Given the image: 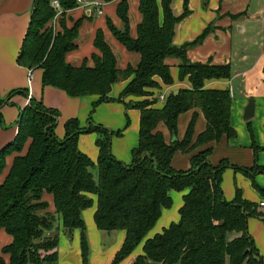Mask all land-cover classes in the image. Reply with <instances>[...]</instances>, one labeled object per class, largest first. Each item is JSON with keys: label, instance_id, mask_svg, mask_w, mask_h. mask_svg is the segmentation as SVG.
Segmentation results:
<instances>
[{"label": "trees", "instance_id": "obj_1", "mask_svg": "<svg viewBox=\"0 0 264 264\" xmlns=\"http://www.w3.org/2000/svg\"><path fill=\"white\" fill-rule=\"evenodd\" d=\"M188 1L185 0L184 13L176 16L174 0H139L142 20L137 26V37H133L129 1L121 0L117 15L123 26H116L111 18L107 19V25L128 51L140 54V61L136 66L120 69L102 29L95 37L98 53L91 56L93 65H89L87 58L81 65L68 62V53L78 48L80 28L86 18L68 25L67 12L78 8L77 0H59L63 12L57 18L52 0H34L18 64L42 69L44 86L64 90L71 97L97 96L92 112L99 104L115 100L126 108L139 109V142L132 150V163L125 164L112 152V138L120 136L122 130L113 131L94 123L91 116L83 129L78 119L69 120L64 138H59L55 131L59 111L30 98L17 121L16 137L0 149V174L7 167L8 157L14 155L0 185V229L13 237L9 245H0V264H7L4 254L10 255L9 264H57L59 237L47 235L56 218L47 211L46 193L53 195L64 228L82 231V257L84 264H88L90 248L82 213L92 206L91 195L97 197L98 228L126 231L125 242L115 258L117 263L146 238L162 210L172 206L170 191L185 189L189 192L184 196L180 220L148 238L144 254L135 264H264L248 226L249 218L262 216L258 203L244 198L240 189L233 201L224 196L222 175L232 165L227 161L213 165L209 161L211 149H205L192 157L190 170L178 171L172 166L178 150L192 151L223 136L237 135L231 124L230 90L205 86L207 80L231 78V67L193 63L188 59V49L203 39L206 32L193 43L177 46L173 42L176 25L189 14ZM168 58L179 59V79L188 77L191 88L171 91L158 107L153 95L156 91L160 93L159 80L166 85L174 83ZM129 78L120 96L114 98L113 85ZM19 93L28 96L27 90L16 89L6 98L0 97V110ZM128 97L138 100L127 102ZM196 108L207 119L205 131L193 141L195 113L184 139L167 143L164 134L157 130L158 124L164 122L172 136H176L179 116ZM82 133L99 135L96 161L79 148ZM234 168L245 173L251 171ZM252 171L264 172V168L256 166ZM233 232L240 236L229 240ZM41 252L47 255L42 256Z\"/></svg>", "mask_w": 264, "mask_h": 264}, {"label": "crops", "instance_id": "obj_2", "mask_svg": "<svg viewBox=\"0 0 264 264\" xmlns=\"http://www.w3.org/2000/svg\"><path fill=\"white\" fill-rule=\"evenodd\" d=\"M96 5H80L68 11V25L85 16L77 40L78 48L67 55L68 62L81 65L88 59L93 65L91 56L98 53L94 45L97 31L102 29L107 42L117 57L118 67L126 69L129 65L136 66L140 61V54L128 51L112 34L107 25L111 18L116 26L122 27V20L117 15V5L121 0H93ZM129 1L130 32L137 37V26L142 20L139 11V0ZM34 0H0V97L6 98L12 90H27L28 96L19 93L12 96L10 102L0 110V149L9 144L17 135L21 111L28 105L30 98L52 109L59 111L56 134L64 138L66 123L71 119H78L80 128L88 125L90 116L94 123L119 131L120 136L112 138V152L116 158L125 164L133 160L132 150L139 142L141 112L134 106L126 108L124 103L117 100L103 102L93 111V104L97 96L71 97L64 90L44 86L42 82L43 70H33V78L29 80V69L18 64V55L23 45L25 35L31 20ZM189 14L175 27L173 42L177 46L193 43L206 32V36L194 43L187 51L188 59L193 62L209 63L212 65H229L232 76L229 79H211L205 82L206 88L229 89L232 95L231 124L237 135L233 138L223 136L217 141L201 145L192 151L178 150L172 159V166L178 171H187L192 168V157L205 149H211L209 161L219 165L223 161L232 166L227 167L222 175V189L228 201L236 197L240 189L244 198L259 205L261 217L249 218V232L252 235L256 248L264 260V172H253L257 167L264 168V0H189ZM173 10L180 16L185 10V0H174ZM166 62L171 66L174 83L163 84L161 90L153 95L157 99L155 106H162L161 94L168 95L171 91L177 92L182 88H191L186 77L179 79V59L168 58ZM130 78L115 83L111 95L118 98L128 84ZM132 98V97H129ZM250 98L255 100V114L244 119L245 109ZM158 101L160 103H158ZM197 113L194 125L193 141L205 131L207 119L199 108L182 113L178 120V132L172 136L164 122L158 125V130L164 134L167 143L175 139H184L190 122ZM3 121V122H1ZM180 128V133H179ZM97 133H82L79 136V148L88 154L94 161L99 155L96 144ZM14 155L8 157L7 167L0 175V185L6 178L13 162ZM251 169L249 173L235 169ZM97 173V172H96ZM97 175V174H96ZM185 190H171L172 206L164 208L155 226L136 249L120 262H115L117 253L121 250L125 239V230L106 231L98 228L95 221L97 197L91 195L94 202L91 207L82 213L89 242L88 264H135L137 258L144 254V244L148 238L155 236L172 223L180 220V209L184 204ZM48 202V212L55 215L54 227L47 235H58L57 264H84L81 246V230H67L63 226L62 217L56 213L52 194H44ZM240 234H229V240L239 237ZM13 237L4 229H0V245L12 243ZM7 264L10 255L4 254Z\"/></svg>", "mask_w": 264, "mask_h": 264}, {"label": "built area", "instance_id": "obj_3", "mask_svg": "<svg viewBox=\"0 0 264 264\" xmlns=\"http://www.w3.org/2000/svg\"><path fill=\"white\" fill-rule=\"evenodd\" d=\"M77 3L78 5H85V6H88V5H96L98 6L100 3L96 2V1H93V0H77ZM51 5L56 9L57 13H56V17L57 18L62 12H63V8L59 2V0H52V3ZM33 78V69H29V80L31 81V79ZM160 100L161 101H165L166 99V95L164 94H161L159 96ZM262 205H264V202L261 203Z\"/></svg>", "mask_w": 264, "mask_h": 264}, {"label": "water", "instance_id": "obj_4", "mask_svg": "<svg viewBox=\"0 0 264 264\" xmlns=\"http://www.w3.org/2000/svg\"><path fill=\"white\" fill-rule=\"evenodd\" d=\"M254 114H255V100L254 98H250L249 103L245 109L244 119L249 120L254 116ZM43 220H45V217ZM150 264H160V263L151 262Z\"/></svg>", "mask_w": 264, "mask_h": 264}, {"label": "rangeland", "instance_id": "obj_5", "mask_svg": "<svg viewBox=\"0 0 264 264\" xmlns=\"http://www.w3.org/2000/svg\"><path fill=\"white\" fill-rule=\"evenodd\" d=\"M79 6H80V5H79ZM132 77H133V76H132ZM132 77H131V78H132ZM131 78H130V79H131ZM121 80H123V79H121ZM121 80H119V81H121ZM119 81H118V82H119ZM131 100L137 101L138 98H134V97H132V98H129V97L126 98V101H127V102H130ZM121 103H122V102H121ZM158 103H160V102L158 101ZM158 107H159V106H158ZM92 120H93V119H92ZM160 123H161V122H160ZM160 123H159V124H160ZM159 124H158V125H159ZM157 130H158V127H157ZM158 131H159V130H158ZM179 133H180V128H179ZM5 170H6V168L4 169V171H5ZM4 171H3L2 173H4ZM96 172H97V170H94V174H95V175L97 174ZM2 173H1L0 175H2ZM262 209L264 210V207H263ZM163 230H164V229H163ZM163 230H162L161 232H163ZM50 253H51V252H50ZM41 254H42V256L47 255V253H45V252H41Z\"/></svg>", "mask_w": 264, "mask_h": 264}]
</instances>
